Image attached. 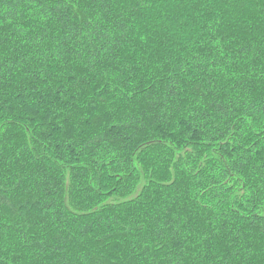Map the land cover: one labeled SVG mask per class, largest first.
<instances>
[{
	"label": "trees",
	"instance_id": "obj_1",
	"mask_svg": "<svg viewBox=\"0 0 264 264\" xmlns=\"http://www.w3.org/2000/svg\"><path fill=\"white\" fill-rule=\"evenodd\" d=\"M0 264H264V0H0Z\"/></svg>",
	"mask_w": 264,
	"mask_h": 264
}]
</instances>
